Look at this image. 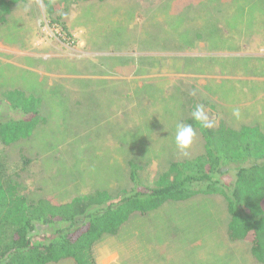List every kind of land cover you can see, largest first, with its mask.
Wrapping results in <instances>:
<instances>
[{"label": "rangeland", "instance_id": "1", "mask_svg": "<svg viewBox=\"0 0 264 264\" xmlns=\"http://www.w3.org/2000/svg\"><path fill=\"white\" fill-rule=\"evenodd\" d=\"M48 1L22 0L0 19V103L23 90L42 100L45 119L30 139L2 148L28 203L118 195L130 187L131 162L149 184L203 154L197 130L187 151L174 142L176 123L191 124L197 105L212 126L264 132V0H58L50 17ZM223 205L203 195L170 202L133 214L118 237L146 239L150 252L137 248L135 264H178L177 250L182 264H260L248 243L209 240ZM185 229L199 247L189 254Z\"/></svg>", "mask_w": 264, "mask_h": 264}, {"label": "trees", "instance_id": "2", "mask_svg": "<svg viewBox=\"0 0 264 264\" xmlns=\"http://www.w3.org/2000/svg\"><path fill=\"white\" fill-rule=\"evenodd\" d=\"M21 1L0 0L1 21ZM55 1L46 2L49 17L58 12ZM41 104L39 97L19 89L0 103V264H94L95 244L116 235L133 214L200 195L223 198L230 242L248 243L252 257L264 264V132L259 126L236 129L221 121L204 128L192 118L203 138V154L172 162L149 184L141 177L142 167L131 162L130 187L118 195L101 190L68 203L47 198L28 203L2 148L30 139L45 123Z\"/></svg>", "mask_w": 264, "mask_h": 264}, {"label": "crops", "instance_id": "3", "mask_svg": "<svg viewBox=\"0 0 264 264\" xmlns=\"http://www.w3.org/2000/svg\"><path fill=\"white\" fill-rule=\"evenodd\" d=\"M244 106H248V104H246ZM247 123H251V122H248V121L244 122V124H247ZM243 127H245V126H243ZM248 127H253V126H248ZM240 128H242V127H240ZM207 197L211 198V197H218V196H207ZM219 198L222 199L224 205H223L222 212H220L217 209V213H216L215 217H217L221 223L224 222V224L221 226H217V228H215V229L213 228L211 231H209L208 236H210V235L212 236L209 240L212 241L214 236L223 235V236H225V238L228 242L227 243L228 245H230V244L237 245V244H239V242H237V243L230 242V240L228 238V225L230 222V216L228 213L226 202L223 200V198H221V197H219ZM129 220H131V218ZM129 220L126 222V225L129 223ZM128 232H129L127 234L128 236L126 238H124L126 240L125 244L122 243V241H124V239L120 238V237H122V235H121V233H119V231L116 235L106 236L102 240L97 242L94 246V249H93L94 264H135L133 262V257H134L133 253L137 251L136 250L137 248L144 250V251H147V252H150V251L146 250V244H145L146 239L140 238L139 237L140 234L134 233L133 231L132 232L128 231ZM192 234H194L192 231H189L186 229L181 231V235H184L185 237H190V238L182 239V241H184L183 243L189 241V246H186L185 248L182 249V252H186L187 254L192 253L196 249L199 248L198 245H195V242H197V241H194L191 238ZM119 235H120V237H118ZM137 240H141V242L139 244H136V247H135V241H137ZM175 248L177 249V247H175ZM175 256H176V259L178 261V264H182L185 261L184 260L185 256L181 257L180 255H178V250H177V252L175 251ZM190 257H191V263L190 264H194L198 261L197 256H190ZM243 258H245V257H243ZM51 264H75V262L72 260H63L61 262L51 263Z\"/></svg>", "mask_w": 264, "mask_h": 264}, {"label": "clouds", "instance_id": "4", "mask_svg": "<svg viewBox=\"0 0 264 264\" xmlns=\"http://www.w3.org/2000/svg\"><path fill=\"white\" fill-rule=\"evenodd\" d=\"M235 115L239 116L238 110L234 112ZM192 117L195 121L200 122L202 127L210 128L211 123L202 106L197 105L193 112ZM197 136L196 129L192 124H187L183 122H177L175 125L174 142L176 147L181 151H187L191 145L194 143Z\"/></svg>", "mask_w": 264, "mask_h": 264}]
</instances>
